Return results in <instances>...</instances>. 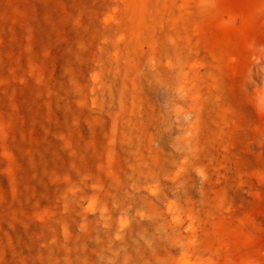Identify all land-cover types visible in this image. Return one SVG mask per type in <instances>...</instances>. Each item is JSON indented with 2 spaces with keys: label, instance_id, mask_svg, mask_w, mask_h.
<instances>
[{
  "label": "rangeland",
  "instance_id": "rangeland-1",
  "mask_svg": "<svg viewBox=\"0 0 264 264\" xmlns=\"http://www.w3.org/2000/svg\"><path fill=\"white\" fill-rule=\"evenodd\" d=\"M0 264H264V0H0Z\"/></svg>",
  "mask_w": 264,
  "mask_h": 264
}]
</instances>
